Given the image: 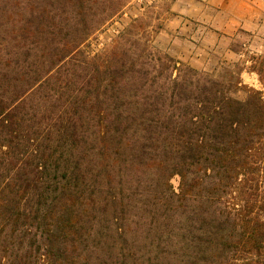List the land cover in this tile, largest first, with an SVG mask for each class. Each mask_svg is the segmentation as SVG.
<instances>
[{"label": "trees", "instance_id": "obj_1", "mask_svg": "<svg viewBox=\"0 0 264 264\" xmlns=\"http://www.w3.org/2000/svg\"><path fill=\"white\" fill-rule=\"evenodd\" d=\"M127 1L0 0V264H264V52L243 101L139 20L82 58Z\"/></svg>", "mask_w": 264, "mask_h": 264}, {"label": "rangeland", "instance_id": "obj_2", "mask_svg": "<svg viewBox=\"0 0 264 264\" xmlns=\"http://www.w3.org/2000/svg\"><path fill=\"white\" fill-rule=\"evenodd\" d=\"M252 13L260 15V18L254 17ZM245 18L252 24L264 19V0H128L116 14L90 33L78 50L82 58L93 59L107 51L125 27L139 20V24L145 26L151 45L178 62V43L169 48L175 37L187 40L194 55L199 48H206L214 40L219 32L215 27L225 28L226 32L234 34L226 38L227 35L221 32L223 37H220L214 52L210 53L216 65L203 72L212 73L225 63L236 65L240 69L242 86L234 93V97L243 101L246 97L244 87L262 90L257 75L250 71V55L261 54L262 51L252 50L249 45L264 44L258 28L252 30L258 34L241 28L234 30ZM227 48L239 51L241 56L226 55ZM178 182V175H173L169 180L175 192Z\"/></svg>", "mask_w": 264, "mask_h": 264}, {"label": "crops", "instance_id": "obj_3", "mask_svg": "<svg viewBox=\"0 0 264 264\" xmlns=\"http://www.w3.org/2000/svg\"><path fill=\"white\" fill-rule=\"evenodd\" d=\"M256 10V9H254ZM262 12H260V15H261ZM252 15L254 17H257L258 19L260 18V15H257L254 13H252ZM254 24H252V22H250L248 20V18H245V20L243 21V23H240V25H237L236 28H234V30H236L237 28H241L243 30H246L250 33H253L256 29L258 28V33L261 34V38L262 40H264V19L262 18L260 20L259 23H255L253 22ZM252 24V25H251ZM225 27V26H224ZM215 29H217L219 32L216 34L214 40L212 42H209L207 44V47L206 48H199L198 51L195 52V54L193 55L190 50V47L187 43V40H185L184 38H177L175 37V40L174 41H171L170 43V46L169 48L171 49V47L173 46V44L175 43H178V62L179 63H182V64H185L195 70H198V71H206V70H211L214 68V66L216 65V63H213L212 62V59L210 57V53L211 52H214V48L218 46L219 42H220V37H223L222 33L223 32L224 34L227 35L226 38H231L233 36L234 33H228L225 31V28H219V27H215ZM252 30H254L252 32ZM258 33H253V34H258ZM178 40V41H176ZM252 44V43H251ZM249 45V47H252V50H255L257 52H263L264 50V44L261 45ZM251 49V48H250ZM261 52V53H262ZM228 54H232L233 56H236V57H240L241 54L240 52H234L232 50H230L229 48L226 49V52L225 54L227 55ZM222 63H225V62H222ZM227 64V63H225Z\"/></svg>", "mask_w": 264, "mask_h": 264}]
</instances>
